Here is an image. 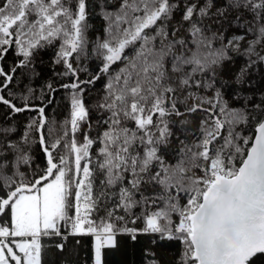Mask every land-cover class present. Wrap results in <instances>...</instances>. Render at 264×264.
<instances>
[{"label":"snow or ice","instance_id":"snow-or-ice-1","mask_svg":"<svg viewBox=\"0 0 264 264\" xmlns=\"http://www.w3.org/2000/svg\"><path fill=\"white\" fill-rule=\"evenodd\" d=\"M94 3L92 38L89 0H0V264H106L119 235L179 242L172 264H264V0ZM50 46L59 127L31 104Z\"/></svg>","mask_w":264,"mask_h":264},{"label":"trees","instance_id":"trees-1","mask_svg":"<svg viewBox=\"0 0 264 264\" xmlns=\"http://www.w3.org/2000/svg\"><path fill=\"white\" fill-rule=\"evenodd\" d=\"M96 6L94 0H89V22L93 25V31L90 32V36L95 38L96 35L101 34L103 31L104 21L95 14ZM56 47H48L41 50L40 55L36 59L35 67L39 72V76L31 81V87L35 89V94L31 99V104L34 107L45 106V114L49 120H55L57 126L63 124V122L70 117V102L68 90L59 88V85L63 82H68L67 78L61 79L57 73L62 71L60 65L54 63ZM16 59L14 53L10 51L7 54L5 60V66L7 67ZM96 65L94 62L89 64L90 71H94ZM87 74L81 73V79H86ZM254 87L253 92L256 93L257 98L261 92H264V78L260 71H254L252 74ZM28 83L27 80L24 81ZM52 83L58 90L55 93L44 95L41 99V90L46 91V85ZM103 85V80L97 82L95 88L91 90V94H86V101H90L96 95V91L100 90ZM23 87V84L20 85ZM16 88V85H13ZM229 101L233 107H240L238 101L231 99V93L228 94ZM51 99L52 103H48ZM3 118L2 106H0V119ZM30 118H38V114L35 111L25 112L18 115L15 119L21 124L26 123ZM96 119V113H92L93 123ZM250 134L245 130V135ZM35 155L37 156V163H43V156L40 152L39 146H36ZM136 226H140V222ZM157 239V244L153 245L152 240ZM118 247L116 249L107 250L106 264H144V250L147 248L156 252L160 258L162 264H172V261L176 255H178L180 244L177 241H161L155 235H139L137 240L133 242L129 237L124 235L117 236ZM91 246V238H82L79 246L75 245V240L70 238L68 242L69 249L78 247L81 257H87ZM259 264V262H258Z\"/></svg>","mask_w":264,"mask_h":264}]
</instances>
